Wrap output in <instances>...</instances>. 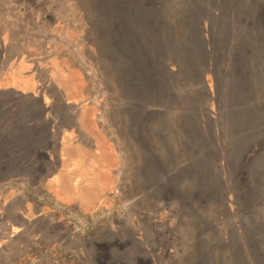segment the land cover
Here are the masks:
<instances>
[{"label": "rangeland", "instance_id": "obj_1", "mask_svg": "<svg viewBox=\"0 0 264 264\" xmlns=\"http://www.w3.org/2000/svg\"><path fill=\"white\" fill-rule=\"evenodd\" d=\"M12 104L0 264H264V0H0Z\"/></svg>", "mask_w": 264, "mask_h": 264}, {"label": "trees", "instance_id": "obj_2", "mask_svg": "<svg viewBox=\"0 0 264 264\" xmlns=\"http://www.w3.org/2000/svg\"><path fill=\"white\" fill-rule=\"evenodd\" d=\"M28 111L16 104L0 106V169L5 165L24 166L26 162L33 160L30 153L32 146L35 147V150H43L44 142H39L33 121L26 119ZM24 122L25 125L22 126ZM234 122H236L234 128L237 131L240 128L246 130L253 127L248 124V119L236 118ZM238 136H240L239 133ZM253 138L248 140L250 151H252L249 156L253 157L252 160L262 153L264 146V140H257V138L253 140ZM27 159L28 161H26Z\"/></svg>", "mask_w": 264, "mask_h": 264}]
</instances>
